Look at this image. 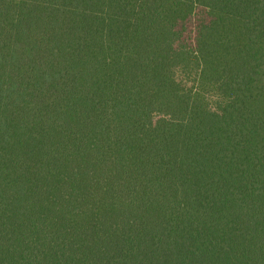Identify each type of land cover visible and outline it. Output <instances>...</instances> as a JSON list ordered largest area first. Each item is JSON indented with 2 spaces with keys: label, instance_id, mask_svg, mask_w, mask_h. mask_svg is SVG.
<instances>
[{
  "label": "trees",
  "instance_id": "obj_1",
  "mask_svg": "<svg viewBox=\"0 0 264 264\" xmlns=\"http://www.w3.org/2000/svg\"><path fill=\"white\" fill-rule=\"evenodd\" d=\"M0 264H264V0H0Z\"/></svg>",
  "mask_w": 264,
  "mask_h": 264
}]
</instances>
